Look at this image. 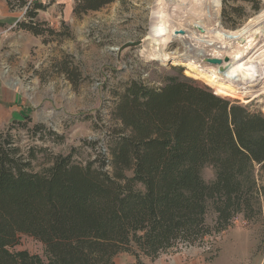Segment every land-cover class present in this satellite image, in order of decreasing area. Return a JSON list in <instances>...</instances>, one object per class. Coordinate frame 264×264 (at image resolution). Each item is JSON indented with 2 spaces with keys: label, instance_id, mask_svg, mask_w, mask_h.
Masks as SVG:
<instances>
[{
  "label": "trees",
  "instance_id": "1",
  "mask_svg": "<svg viewBox=\"0 0 264 264\" xmlns=\"http://www.w3.org/2000/svg\"><path fill=\"white\" fill-rule=\"evenodd\" d=\"M110 1L75 0L73 11ZM39 7L16 24L41 33L32 21ZM167 79L125 85L113 113L126 131L110 136L107 156L82 164L58 155L32 171L29 158L0 144V264H126L114 255L134 247L154 258L218 234L240 213L254 217L249 174L253 165L264 174V113L206 82ZM205 164L216 171L210 182ZM23 233L42 242L45 259L11 249Z\"/></svg>",
  "mask_w": 264,
  "mask_h": 264
},
{
  "label": "rangeland",
  "instance_id": "2",
  "mask_svg": "<svg viewBox=\"0 0 264 264\" xmlns=\"http://www.w3.org/2000/svg\"><path fill=\"white\" fill-rule=\"evenodd\" d=\"M37 2L40 7L32 21L38 23L41 33L34 34L16 23L5 27L1 34L14 33L22 43L5 62L0 59V77L17 91L14 101L4 105L7 116L0 119V144L29 158L32 171L49 167L58 155L68 154L82 164L101 153L107 156L110 136L125 130L113 108L129 81L153 87L165 84L169 76H186L205 84L204 79L185 72V65L160 63L144 54L154 16L161 7L170 5L169 0H112L98 10L80 14L73 11L75 0ZM219 2L215 10L210 7L204 11V4L201 8L199 18L209 26L235 30L260 12L264 18V0ZM195 16L191 10L180 12L178 24L192 28ZM137 40L141 43L136 46L121 47ZM252 42L253 48L241 53L228 73L241 89L220 94L264 113V36L258 33ZM187 43L192 41L173 39L166 49L181 51ZM194 56L202 68L216 66ZM215 174L210 164L202 166L206 182ZM249 178L254 187L252 219L246 220L240 213L218 234L194 244H180L154 258L133 247L119 251L113 260L126 264L138 260L144 264H264V174L259 166L251 167ZM208 212L207 222L212 223L214 213ZM11 249H27L45 259L42 242L29 234L20 235Z\"/></svg>",
  "mask_w": 264,
  "mask_h": 264
},
{
  "label": "bare ground",
  "instance_id": "3",
  "mask_svg": "<svg viewBox=\"0 0 264 264\" xmlns=\"http://www.w3.org/2000/svg\"><path fill=\"white\" fill-rule=\"evenodd\" d=\"M169 1L170 5L161 7L154 16L155 20L149 33L148 46L144 49L145 56L151 60L156 59L160 63H167L168 61L176 65H185L188 68L185 72L195 78L204 79L211 87L215 86L231 93H234L236 90L239 91L241 86H238L239 83L233 77H229L228 73L233 68V61L241 53L252 47V43H254L252 40L256 34L260 33V35L264 36V28L262 26L264 23L263 13L260 12L255 15L254 18L249 19L248 22L242 24L239 28L230 30L224 29L220 25L209 26L207 24L208 21L205 22L199 18L203 4L205 6L204 11L205 8L208 10L210 7L215 10L220 5L219 0ZM188 10H191L196 15V18L192 20V28H185L181 26V23L178 24L180 22L178 14ZM197 26L202 27L203 31H199ZM181 28L184 30V34L174 33L176 29ZM173 39H189L193 45L183 46L184 48L181 51H169L166 49V46ZM201 49L210 56H219L222 59L226 55L231 57L227 62L229 63L227 69L220 71L218 64H214L216 66L210 65L209 69L199 66L198 62L192 58V54L195 53L194 57H196V52ZM227 63L223 62V66H226Z\"/></svg>",
  "mask_w": 264,
  "mask_h": 264
},
{
  "label": "crops",
  "instance_id": "4",
  "mask_svg": "<svg viewBox=\"0 0 264 264\" xmlns=\"http://www.w3.org/2000/svg\"><path fill=\"white\" fill-rule=\"evenodd\" d=\"M23 14V9H12L10 5H8L7 0H0V49L3 47L2 52L0 51V59L3 58V62L6 61L5 58H8L11 53H16V45H21L22 40L16 38V34L14 33L4 32L7 34H1L3 33L2 30L5 27L14 26L16 21L20 16H23ZM1 72L2 71L0 70V74ZM4 82L5 81L0 77V119L4 116H7L5 114L6 109L4 108V105L12 103L14 101L13 98H15L17 95V91Z\"/></svg>",
  "mask_w": 264,
  "mask_h": 264
},
{
  "label": "water",
  "instance_id": "5",
  "mask_svg": "<svg viewBox=\"0 0 264 264\" xmlns=\"http://www.w3.org/2000/svg\"><path fill=\"white\" fill-rule=\"evenodd\" d=\"M197 29H199V31H203L202 27L200 26H197ZM175 34H184V30L181 28V29H176L174 31ZM242 39V38H241ZM141 43V40H137L136 42H126L124 43L121 47H125V46H128V45H138ZM188 45H191L190 43H187ZM196 56H198L200 59H202L203 61L207 62V63H214V64H218L219 66V70L220 71H225L227 69V66L229 63H227L229 61V57L226 55L223 57V59L219 56H213V55H209L205 52H203V50H199L198 52H196ZM226 62V66H223V62Z\"/></svg>",
  "mask_w": 264,
  "mask_h": 264
},
{
  "label": "built area",
  "instance_id": "6",
  "mask_svg": "<svg viewBox=\"0 0 264 264\" xmlns=\"http://www.w3.org/2000/svg\"><path fill=\"white\" fill-rule=\"evenodd\" d=\"M38 0H26L25 5L22 7L24 11H26V8L29 7L32 3L37 2Z\"/></svg>",
  "mask_w": 264,
  "mask_h": 264
}]
</instances>
